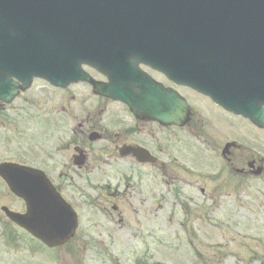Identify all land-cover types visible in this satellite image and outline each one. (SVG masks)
I'll return each mask as SVG.
<instances>
[{"label":"water","instance_id":"water-1","mask_svg":"<svg viewBox=\"0 0 264 264\" xmlns=\"http://www.w3.org/2000/svg\"><path fill=\"white\" fill-rule=\"evenodd\" d=\"M148 41L165 44L168 57H226L243 75L231 80V95L212 96L264 126V0H0V99L10 102L35 76L60 86L87 80L136 114L182 122L186 110L175 93L150 88L136 54L116 55L128 42L142 50ZM197 48L210 50L196 56ZM82 63L109 83L93 81ZM0 176L26 206L23 213L2 207L12 221L48 247L73 236L76 214L42 171L3 162Z\"/></svg>","mask_w":264,"mask_h":264},{"label":"rangeland","instance_id":"rangeland-1","mask_svg":"<svg viewBox=\"0 0 264 264\" xmlns=\"http://www.w3.org/2000/svg\"><path fill=\"white\" fill-rule=\"evenodd\" d=\"M91 73L98 75L96 72ZM87 88L82 83L70 85L62 91L63 97L60 91H53L45 82L38 81L19 92L9 103L0 101L5 106H0V161L13 160L38 165L35 155H30V152H38L44 147L48 150L57 143L68 141V135L64 132L76 128V121L85 116L86 109L91 112L94 109L93 104L87 102H94L96 96H90ZM180 93L187 101H196L194 104L199 108L193 105V123H199L205 132L195 131L193 123L185 128L192 129L193 134L199 133L192 138L200 139L197 140L200 149L201 143H205L203 141H209L207 136L222 135L226 130L223 137L229 133L231 137L244 140L249 147L254 146L264 154V130L256 132L247 120H240L232 114L227 116L203 96L188 91ZM51 103L53 106L48 107ZM60 104H64V112L68 114L70 111V114L76 115L75 119L70 120L71 123L57 118L53 113L61 111ZM111 110L114 109L108 107L105 111ZM60 120L61 123L65 121L59 128L62 132L52 131V126H57ZM184 136L180 134L172 141L184 140ZM166 137L169 139L171 136L167 134ZM185 144L191 145L188 140ZM43 153L47 154V151ZM90 179L95 181L96 186H107L108 183L110 191L114 185H119L120 190L124 189L119 175ZM71 181L81 184L84 180L74 174L61 177L64 191L68 194L70 189L67 186ZM162 187L167 203L165 201L166 206L158 212L156 204H141V197L137 195H146L142 188L141 193L137 190L128 194L129 205L123 204L126 199L120 198L117 209L112 210L110 204L115 200L107 196L104 189L103 196L95 202L97 208L89 207L87 203L76 209L80 219L78 232L67 244L56 249L45 248L27 232L8 223L0 210V264H264V187L258 190L253 185H247L240 196L243 207H231L225 212L216 209L206 221L192 223L188 215L186 229L191 230L193 226L197 230L196 234L183 230L180 212L171 205L174 201L173 191ZM186 190L188 192L184 191V195L189 196L191 191L187 187ZM97 193L98 189L92 192L95 196ZM152 195L155 196V192ZM1 205L23 210V202L0 181ZM104 212H110L114 218ZM118 212H121L120 216Z\"/></svg>","mask_w":264,"mask_h":264},{"label":"flooded vegetation","instance_id":"flooded-vegetation-1","mask_svg":"<svg viewBox=\"0 0 264 264\" xmlns=\"http://www.w3.org/2000/svg\"><path fill=\"white\" fill-rule=\"evenodd\" d=\"M140 67L163 87H169L181 96L180 91L199 95L189 87L168 80L166 75L151 69V67L144 65ZM92 75L99 80L104 79L99 74V77L96 74ZM82 84L88 87L90 96H96L94 102H87L93 104L94 109L92 112L86 109L85 116L76 121V128H69L67 132H64L68 135V141L55 144L53 149L47 150L43 145V150L38 149V152H30V155H35L38 165L15 161L43 170L55 188L75 209L87 203H89V207L97 208L95 202L103 196L102 191L105 189L107 196L115 200L110 204V207L112 210H116L118 199H126L123 204L129 205L127 204L129 203L128 194L137 190L141 193L142 188L146 195H137L141 197L139 201L144 205L156 204L158 212L166 206L165 189L162 187L164 186L169 191H173L174 201L171 202V205L177 207L180 212V225L183 230L196 234L197 230L193 226H191V230L186 229L189 221L188 215H190L192 223L206 221L210 213L216 209L225 212L231 207H243L244 202L240 196L245 192L247 185H253L258 190L264 187V154L256 150L253 145V147H249L244 140L235 136L231 137L229 133L223 137L227 131L222 129L224 131L221 133L222 135L207 136L209 141H203L205 143H201L202 149L199 148L197 140L200 139L193 140L192 138V136L197 137L196 134L199 133L193 134L192 129L185 128L195 122V112L192 109H195L193 105L198 108L194 104L196 101L193 103L188 99V102L184 98L191 109L187 121L179 124H167L151 117L136 115L122 102L94 93L86 82ZM69 86L48 85L53 91H60V94ZM110 103L114 106L109 105ZM51 105L53 106L51 103L48 107ZM0 106L3 105L0 104ZM60 106L61 111H53V113L57 118L61 117L62 120L65 119L67 123H71L70 120L75 119L76 115L70 114V111L68 114L64 112V104H60ZM108 107L114 110L105 111ZM81 108L84 107L81 106ZM224 112L226 115L230 114ZM240 120H244V118H240ZM65 121L63 122L65 123ZM57 122V126H52V131L58 130L57 132L61 133L59 128L62 127L63 122L61 123V120ZM201 122L204 125L202 120ZM249 124L253 125L251 122ZM193 125L192 128H195V131L205 132L199 127V123L196 122ZM253 126L256 132L264 130L261 127ZM216 130L219 131V129ZM167 134L171 136L169 139L166 137ZM180 134L185 135L184 140L172 141ZM186 140L191 145L185 144ZM43 151H47V154H44ZM201 156H204V159H201ZM202 167L208 169L202 170L200 169ZM70 174L83 178L84 181L81 184L71 181V184L67 186L70 189L68 194L64 191L61 177ZM109 175H119L120 182L124 183V189L120 190L119 185H114L110 191L108 183L107 186H96L94 185L95 181L90 179ZM0 181L5 185L1 178ZM130 185L131 187H129ZM186 187L191 191L189 196L184 195V191L188 192ZM97 189L98 193L95 196L92 192L95 193ZM154 192L155 196H150ZM104 213L110 214V217L114 218L110 212ZM183 217L184 221L182 222ZM197 255H199L198 252Z\"/></svg>","mask_w":264,"mask_h":264}]
</instances>
